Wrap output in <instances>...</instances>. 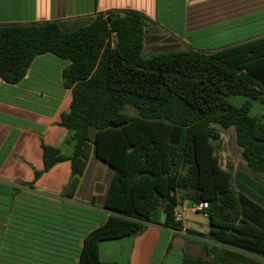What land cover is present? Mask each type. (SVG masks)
Instances as JSON below:
<instances>
[{
	"label": "trees",
	"instance_id": "1",
	"mask_svg": "<svg viewBox=\"0 0 264 264\" xmlns=\"http://www.w3.org/2000/svg\"><path fill=\"white\" fill-rule=\"evenodd\" d=\"M150 23L140 12L114 10L75 23L0 24L5 84H19L39 56L70 62L63 78L72 102L60 126L72 133L74 152L42 142L35 181L70 162L62 196L75 197L91 150L114 171L101 204L110 216L85 237L78 264H105L101 242L138 236L148 225L182 230L175 214L185 201L205 205L210 238L229 249L206 246L207 258L185 255L183 264H263L255 257L264 260V200L247 192L243 182H254L245 173L222 167L218 128L233 130L246 166L264 177V116L251 117L248 101L239 108L227 101L245 96L264 105V36L147 58Z\"/></svg>",
	"mask_w": 264,
	"mask_h": 264
},
{
	"label": "crops",
	"instance_id": "2",
	"mask_svg": "<svg viewBox=\"0 0 264 264\" xmlns=\"http://www.w3.org/2000/svg\"><path fill=\"white\" fill-rule=\"evenodd\" d=\"M114 10L137 11L151 21L143 50L150 56L189 49L209 52L264 36V0H0V24L75 23ZM69 65L46 54L34 60L19 84L0 78V264H78L85 237L110 216L101 204L114 171L93 150L75 197L62 196L72 176L70 162L57 164L35 181V172L44 168L42 142L67 157L74 152L72 133L60 126L72 102L63 78ZM250 116L257 117L251 110ZM218 131L221 140L230 132ZM96 184L104 186L102 195L95 193ZM181 223L182 230L148 225L138 236L101 242L100 260L183 264L185 255L207 258L206 246L223 249L209 234L185 226L184 215Z\"/></svg>",
	"mask_w": 264,
	"mask_h": 264
},
{
	"label": "rangeland",
	"instance_id": "3",
	"mask_svg": "<svg viewBox=\"0 0 264 264\" xmlns=\"http://www.w3.org/2000/svg\"><path fill=\"white\" fill-rule=\"evenodd\" d=\"M261 20L263 19H259L258 21L261 22ZM144 56L147 58L150 57L148 52L147 54L144 53ZM247 101L249 100L243 96H235V97H230L228 99V102L234 105H243ZM128 112L131 115H135L134 110L131 108H128ZM251 114L253 116L262 117L263 107L260 102L258 101L251 102ZM218 155H219L221 164L224 168L232 167L234 170L245 173L246 180H249L248 178H251L254 184H250V182H243L245 184L244 186L247 192H250V194H253V195L257 194L259 197L263 198L264 200V194H263L264 193V177L262 174L256 173L246 166L241 156V150L236 146V143L234 141L233 130H230L227 136L223 138ZM194 207L195 205L191 202L186 203L181 208L179 207L180 214L184 215V224L185 226H188L191 229L198 230L208 235L209 234L208 220L202 212H198V213L193 212ZM222 247L223 249H229L228 247H225V246H222ZM257 260H259L261 263L264 264L263 259L259 258Z\"/></svg>",
	"mask_w": 264,
	"mask_h": 264
},
{
	"label": "built area",
	"instance_id": "4",
	"mask_svg": "<svg viewBox=\"0 0 264 264\" xmlns=\"http://www.w3.org/2000/svg\"><path fill=\"white\" fill-rule=\"evenodd\" d=\"M205 208V205L204 204H200V205H197L194 207V211L196 212H200L202 211L203 209ZM183 219V215L180 214V212L176 211V214H175V220L177 222H181V220Z\"/></svg>",
	"mask_w": 264,
	"mask_h": 264
},
{
	"label": "water",
	"instance_id": "5",
	"mask_svg": "<svg viewBox=\"0 0 264 264\" xmlns=\"http://www.w3.org/2000/svg\"><path fill=\"white\" fill-rule=\"evenodd\" d=\"M104 190L105 188L103 185L97 184L95 187V193L98 195H102L104 193Z\"/></svg>",
	"mask_w": 264,
	"mask_h": 264
}]
</instances>
